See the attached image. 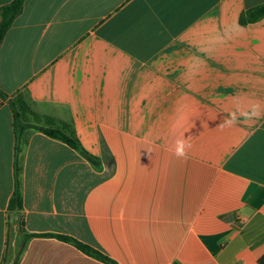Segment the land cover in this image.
I'll return each instance as SVG.
<instances>
[{
    "label": "crops",
    "instance_id": "1",
    "mask_svg": "<svg viewBox=\"0 0 264 264\" xmlns=\"http://www.w3.org/2000/svg\"><path fill=\"white\" fill-rule=\"evenodd\" d=\"M263 4L26 0L0 46V264L22 240L18 183L35 235L18 264H260L264 17H243Z\"/></svg>",
    "mask_w": 264,
    "mask_h": 264
},
{
    "label": "trees",
    "instance_id": "2",
    "mask_svg": "<svg viewBox=\"0 0 264 264\" xmlns=\"http://www.w3.org/2000/svg\"><path fill=\"white\" fill-rule=\"evenodd\" d=\"M26 0H13L11 3L2 6L0 8V46L2 45L7 33L13 26L16 18L22 13L24 4ZM264 17V4L257 7L256 9L250 11L247 13L246 17H243V22H254ZM0 98L5 99L7 98L4 93L0 91ZM15 118L17 120V127L19 129V132L24 129V125H21L19 123V116L16 114ZM37 130L44 132L48 136L60 140L67 145H69L71 148L83 153V149L81 148L79 141L75 138L73 134H68L66 131H63L62 129H38ZM87 158L95 165H97V161L93 159L92 157L87 156ZM10 209L13 211L18 212L15 219V225H17L18 232L20 236L22 237L21 242L18 245V249L14 253H10V258L14 259L13 264H18L21 256L23 255L25 248H26V241L31 239L32 237H35V235H31L26 233L24 228V221L23 218L20 215L21 210L23 209V197L22 192L20 188V184H17V188L15 191V194L10 202ZM59 239L68 242L70 244H73L75 247H77L79 250L84 252L85 254L96 258L98 260H101L103 262H110L112 261L105 257L103 254L98 252L97 250L93 249L92 247L83 244L73 238L65 237V236H57ZM9 253V252H8ZM7 253V255H8ZM260 264H264V257L260 260Z\"/></svg>",
    "mask_w": 264,
    "mask_h": 264
},
{
    "label": "clouds",
    "instance_id": "3",
    "mask_svg": "<svg viewBox=\"0 0 264 264\" xmlns=\"http://www.w3.org/2000/svg\"><path fill=\"white\" fill-rule=\"evenodd\" d=\"M260 105L253 104L250 112L240 111L239 109L233 111L229 116L224 120V122L219 127H224L226 125L230 126L237 122L238 117L242 116L245 120L252 119L254 117H259ZM192 145L187 142L185 138H179L175 141L174 146V155L178 159H186L188 156V151L191 149Z\"/></svg>",
    "mask_w": 264,
    "mask_h": 264
},
{
    "label": "rangeland",
    "instance_id": "4",
    "mask_svg": "<svg viewBox=\"0 0 264 264\" xmlns=\"http://www.w3.org/2000/svg\"><path fill=\"white\" fill-rule=\"evenodd\" d=\"M10 263L13 264L14 263V259L10 258Z\"/></svg>",
    "mask_w": 264,
    "mask_h": 264
}]
</instances>
